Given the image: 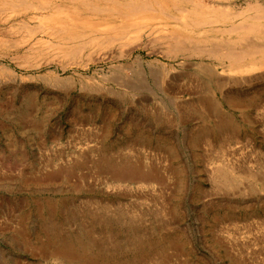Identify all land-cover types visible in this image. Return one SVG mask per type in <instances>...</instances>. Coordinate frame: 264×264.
<instances>
[{"label":"rangeland","instance_id":"1","mask_svg":"<svg viewBox=\"0 0 264 264\" xmlns=\"http://www.w3.org/2000/svg\"><path fill=\"white\" fill-rule=\"evenodd\" d=\"M205 2L248 14L258 4ZM0 27V264H69L37 254L53 223L59 240L115 251L117 264H264V72L237 86L207 57L136 39L122 50L54 56L18 46L15 30ZM203 61L216 77L196 69ZM226 78L232 85L220 91L215 80ZM230 93L243 105L230 108ZM209 102L229 125H217ZM101 143L119 163L156 169L161 183L116 187L92 164L78 168ZM218 167L229 183L214 180ZM94 201L124 216L93 221Z\"/></svg>","mask_w":264,"mask_h":264},{"label":"bare ground","instance_id":"2","mask_svg":"<svg viewBox=\"0 0 264 264\" xmlns=\"http://www.w3.org/2000/svg\"><path fill=\"white\" fill-rule=\"evenodd\" d=\"M257 1V7L248 14L232 12L229 8L223 10L213 3L209 6L205 0H0V25H3L2 30L6 27L4 25H11L9 29L6 28L8 31L11 28L15 30L18 46H32L41 53L44 48H48L54 56L62 57H75L85 52L93 55L106 48L122 50L133 39L146 40L149 44L160 41L167 43L175 56L195 55L218 63L229 77L234 78V83L238 86L242 82L238 78L264 72V0ZM132 33L134 34L131 35ZM1 40L6 38L0 39V42ZM137 63L141 69L146 70L143 60H138ZM196 69L209 79L217 75L216 68L206 61L197 64ZM216 81L220 91L226 89L228 84L232 85L227 78ZM230 95L223 97L230 108L243 105L241 100ZM203 100L199 101L203 103ZM207 106L212 109L213 117L218 115L215 118L218 126L229 125L228 117L216 113L219 105L210 103ZM104 146L103 143L98 146V154L94 160L87 161L85 157L82 159L84 161L79 160L81 162L77 167L92 164L96 178L116 187L138 186L140 189H151L153 183H161V175L156 169L119 163L113 158L116 155L111 154V150ZM169 171L167 172L170 173ZM62 172L65 173L63 170ZM228 173L225 167H218L213 171V178L215 181L229 183ZM144 197L147 196L141 198ZM89 203L88 205L96 208V211L88 209L86 212L87 217L93 221H97L103 214L124 216L119 206L115 207L104 201ZM53 206L50 205V210H53ZM164 209L170 211L168 207ZM75 213H78L77 209L71 211L69 216L72 217ZM53 225L54 223L51 227L42 229L46 240L37 243V254L40 257L69 264H117L118 260L112 258L117 252L108 253L101 248L95 249L91 243L72 244L59 240L58 227ZM138 241L140 245L134 244L135 246H141L142 240ZM108 243L113 244V248L120 246L112 240ZM2 259L4 255L0 252V263L3 262Z\"/></svg>","mask_w":264,"mask_h":264}]
</instances>
